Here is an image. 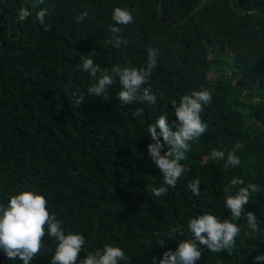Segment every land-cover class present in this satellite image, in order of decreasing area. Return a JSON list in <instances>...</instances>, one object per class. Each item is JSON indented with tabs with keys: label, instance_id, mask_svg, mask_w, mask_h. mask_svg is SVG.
Returning a JSON list of instances; mask_svg holds the SVG:
<instances>
[{
	"label": "trees",
	"instance_id": "trees-1",
	"mask_svg": "<svg viewBox=\"0 0 264 264\" xmlns=\"http://www.w3.org/2000/svg\"><path fill=\"white\" fill-rule=\"evenodd\" d=\"M40 1L0 0V203L24 190L44 193L66 233L86 238L77 264L105 244L122 247L130 264H152L154 256L175 251L191 236V217L209 212L229 218L224 188L240 178L245 185L233 191L258 185L244 212L256 214L259 231H252L245 215L237 222L241 234L234 248L216 253L202 246L196 264H264L255 259L264 253V0ZM116 7L133 11V23L118 25L127 47L109 43ZM21 8L29 11L24 20ZM45 8L41 24L38 13ZM149 46L160 53L149 78L155 104H121L118 76L108 99L87 95L94 80L77 68L81 56L94 50V61L109 70L139 67ZM204 50L211 54L206 64ZM214 72L218 78L209 76ZM201 88L212 94L201 114L208 130L181 161L186 171L177 186L155 197L149 189L161 186L163 176L148 155V125L161 114L171 125L172 102ZM78 95H84L80 104ZM141 108L144 114L134 118ZM237 142L243 145L241 163L226 169ZM214 149L224 151L225 159L214 160ZM197 178L199 196L186 187ZM181 227L183 235L173 231ZM55 246L46 236L30 264H50ZM0 264L23 261L0 249Z\"/></svg>",
	"mask_w": 264,
	"mask_h": 264
},
{
	"label": "clouds",
	"instance_id": "clouds-1",
	"mask_svg": "<svg viewBox=\"0 0 264 264\" xmlns=\"http://www.w3.org/2000/svg\"><path fill=\"white\" fill-rule=\"evenodd\" d=\"M48 9H42L38 13L41 24L45 22ZM29 11L21 8L18 12L20 20L28 17ZM88 13L85 11L77 17L78 22H83ZM112 21L109 25L112 33L109 43L115 48L121 44L125 47L128 40L122 36L121 27L127 26L134 21L133 11L127 7H116L113 10ZM45 27H49L45 25ZM160 53L156 47L147 48V60L143 66H114L112 69L102 68L91 55L81 56V62L77 68L89 73L94 82L87 88V95L97 98L108 99L109 89L119 77L122 90L117 94V99L123 105L134 102L153 105L157 101L156 95L151 91L150 77L157 67ZM148 85L145 87V85ZM77 104L84 100V95H78ZM212 94L207 88L192 90L182 95L179 102H172L176 120L170 125L166 115L161 114L153 123L148 125V134L153 142L147 145L148 155L163 176L161 186L152 187L150 193L155 197L165 196L169 188H175L178 181L184 176L186 168L181 163L187 159L186 153L192 149V144L198 142L207 130L208 125L202 118L206 105H210ZM256 101H254L255 103ZM143 109H137L133 117H141ZM157 128L159 131H157ZM162 137V140H161ZM243 145L239 142L235 148L227 153L224 167H236L241 160L237 152ZM211 157L219 160L225 159V152L213 150ZM201 181L193 179L188 181L186 187L193 195H200ZM237 185H245L240 178H233L230 186L224 188L225 208L230 211V217L223 220L216 214L206 212L198 217H191L187 223V230L191 233L189 238L180 240L175 251L169 249L163 252L162 258L154 256L152 264H196L201 258L202 246L211 252L220 253L224 250L230 251L236 244V239L241 234V227L237 223L245 217L248 226L254 232L259 231L257 216L254 212H244V207L250 201V196L259 190L258 185L249 183L233 189ZM48 199L45 194L35 190H24L12 194L7 204L0 203V249L4 251L7 258L16 260L19 257L23 264H30L33 257L41 254L45 248V237L53 238L55 250L50 264H77L80 253L84 250L86 238L82 233L68 231L66 233L63 222L57 219V214L50 211ZM181 235L184 229L178 228ZM157 241V245H163ZM51 251V249H48ZM256 260H264V253L258 255ZM128 262L130 258L124 249L115 244H105L103 248L89 251L80 264H121Z\"/></svg>",
	"mask_w": 264,
	"mask_h": 264
},
{
	"label": "rangeland",
	"instance_id": "rangeland-1",
	"mask_svg": "<svg viewBox=\"0 0 264 264\" xmlns=\"http://www.w3.org/2000/svg\"><path fill=\"white\" fill-rule=\"evenodd\" d=\"M210 56H211V54L209 53V52H207V51H203V62L206 64V63H208V60H209V58H210ZM227 60L229 61V63L232 61V58L231 57H229V58H227ZM225 68H228V69H230V67L229 66H227V67H225ZM209 76H211V77H213V78H218L219 77V75H217V73H210L209 74Z\"/></svg>",
	"mask_w": 264,
	"mask_h": 264
},
{
	"label": "bare ground",
	"instance_id": "bare-ground-1",
	"mask_svg": "<svg viewBox=\"0 0 264 264\" xmlns=\"http://www.w3.org/2000/svg\"><path fill=\"white\" fill-rule=\"evenodd\" d=\"M43 1V0H42ZM42 1H40V2H42ZM26 2V1H25ZM43 3V2H42ZM9 4H10V1H9ZM15 5H16V3H15ZM9 6V5H8ZM7 6V7H8ZM197 11V10H196ZM33 13V12H32ZM34 15V14H33ZM36 15V14H35ZM110 17V16H109ZM36 18V17H35ZM35 20V19H34ZM7 34V33H6ZM9 36V35H8ZM14 40V39H13ZM1 44V43H0ZM125 57V56H124ZM137 59V58H136ZM19 60V59H18ZM22 60V59H21ZM129 60V59H128ZM130 61V60H129ZM17 62V61H16ZM61 63H62V61H61ZM136 63V62H135ZM28 64V63H27ZM65 64V63H64ZM13 65V64H12ZM16 65H18V64H16ZM59 66V65H58ZM69 67V66H68ZM17 68V67H16ZM26 68V67H25ZM58 68V67H57ZM32 69V68H31ZM59 71V70H58ZM65 71V70H64ZM56 73V72H55ZM47 75V74H46ZM69 76V75H68ZM69 79H70V77H69ZM65 80V79H64ZM62 83V82H61ZM65 83V82H64ZM93 116V115H92ZM91 116V117H92ZM81 119V118H80ZM92 121V120H91ZM87 124V123H86ZM89 125V124H88ZM92 125V124H91ZM79 127V126H78ZM74 132V131H73ZM74 135V134H73ZM75 144V143H74ZM85 144V143H84ZM76 152V151H75Z\"/></svg>",
	"mask_w": 264,
	"mask_h": 264
},
{
	"label": "water",
	"instance_id": "water-1",
	"mask_svg": "<svg viewBox=\"0 0 264 264\" xmlns=\"http://www.w3.org/2000/svg\"><path fill=\"white\" fill-rule=\"evenodd\" d=\"M204 0H202V2H203Z\"/></svg>",
	"mask_w": 264,
	"mask_h": 264
}]
</instances>
